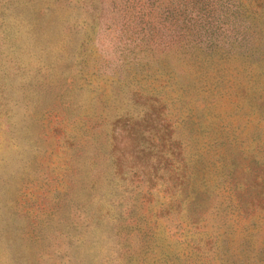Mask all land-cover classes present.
I'll return each instance as SVG.
<instances>
[{
	"label": "rangeland",
	"instance_id": "374dc122",
	"mask_svg": "<svg viewBox=\"0 0 264 264\" xmlns=\"http://www.w3.org/2000/svg\"><path fill=\"white\" fill-rule=\"evenodd\" d=\"M123 5L0 0V264H219L217 233L235 214L224 206L234 192L260 221L255 238L264 228V68L254 60H229L213 89L194 62L176 70L189 99L171 91L164 109L181 148L213 143L233 165L218 180L211 163L200 165L192 177L211 189L196 205L115 168L114 120L145 109L142 85L175 81L167 69L128 84L111 76Z\"/></svg>",
	"mask_w": 264,
	"mask_h": 264
},
{
	"label": "trees",
	"instance_id": "16d2710c",
	"mask_svg": "<svg viewBox=\"0 0 264 264\" xmlns=\"http://www.w3.org/2000/svg\"><path fill=\"white\" fill-rule=\"evenodd\" d=\"M114 12L122 15L121 20L112 16L120 23L116 44L120 61L113 65L111 76L128 84L136 74L156 77L166 69L175 73L170 87L142 85L138 93L145 109L124 111L114 120L111 139L116 149L115 168L141 173L148 188L158 192L163 187L172 203L185 200L188 206L196 205L211 189L206 183L201 188L192 177L200 165L211 163L213 174L218 175L216 180L230 174L233 165L231 158L227 160L213 143L188 153L181 148L164 109L168 100L186 104L189 99L179 89L176 70L194 62L206 73L200 75L212 83L213 89L222 84L221 76L229 60H254L264 68V0H124L122 8ZM93 30L92 25L91 32L83 38L91 37ZM203 79L197 82L205 84ZM260 90L253 85L251 100L257 104L261 103ZM171 91L175 100L169 99ZM224 206L231 207L235 214L223 220L224 229L217 233L219 245L215 252L219 264H264V240L259 241L264 228L258 227L263 229L255 238L254 228L260 221L248 199L234 192Z\"/></svg>",
	"mask_w": 264,
	"mask_h": 264
}]
</instances>
